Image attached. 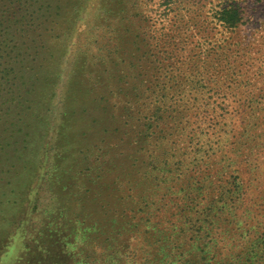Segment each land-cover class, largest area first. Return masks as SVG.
<instances>
[{
  "label": "rangeland",
  "instance_id": "1",
  "mask_svg": "<svg viewBox=\"0 0 264 264\" xmlns=\"http://www.w3.org/2000/svg\"><path fill=\"white\" fill-rule=\"evenodd\" d=\"M262 240L264 0H0V264H262Z\"/></svg>",
  "mask_w": 264,
  "mask_h": 264
},
{
  "label": "trees",
  "instance_id": "2",
  "mask_svg": "<svg viewBox=\"0 0 264 264\" xmlns=\"http://www.w3.org/2000/svg\"><path fill=\"white\" fill-rule=\"evenodd\" d=\"M167 2H168V0H167ZM166 9V8H165ZM165 11V10H164ZM222 11H220V13H221ZM165 13V12H164ZM235 14H236V11H233V9H231V8H226V9H224V12L222 13V15H223V17H224V21H226V22H232V21H234V16H235ZM183 189V188H182ZM212 192H214L215 193V188L212 190ZM209 195V197H211L212 196V194L210 193V194H208ZM218 195H220V196H223L224 194L223 193H218ZM234 197H233V195H229V197H228V199H230L229 200V202H231L232 200H234L233 199ZM212 199V198H211ZM213 200V199H212ZM213 204L212 205H210V204H208L206 207H205V221L203 222V224L199 227V230H203V231H205L207 234H208V228L209 227H211V229H212V227L214 226V224H215V221L213 220V218L217 215V213H216V210L215 209H213ZM213 217V218H212ZM252 238H248V240H251ZM263 241V240H262ZM260 249H261V253H260V259H263V261H262V264H264V258H262V257H264V241L261 243V245H260ZM257 255V254H256ZM202 258H204V256L202 257ZM260 263H261V261H260Z\"/></svg>",
  "mask_w": 264,
  "mask_h": 264
}]
</instances>
